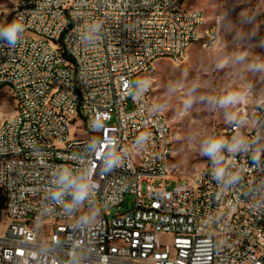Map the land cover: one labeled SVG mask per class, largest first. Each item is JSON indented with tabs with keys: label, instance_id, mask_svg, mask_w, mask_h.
<instances>
[{
	"label": "built area",
	"instance_id": "built-area-1",
	"mask_svg": "<svg viewBox=\"0 0 264 264\" xmlns=\"http://www.w3.org/2000/svg\"><path fill=\"white\" fill-rule=\"evenodd\" d=\"M187 2L18 0L0 25L23 26L0 36L15 101L0 125V264H264V98L175 180L171 126L142 80L199 40L204 13Z\"/></svg>",
	"mask_w": 264,
	"mask_h": 264
},
{
	"label": "rangeland",
	"instance_id": "rangeland-1",
	"mask_svg": "<svg viewBox=\"0 0 264 264\" xmlns=\"http://www.w3.org/2000/svg\"><path fill=\"white\" fill-rule=\"evenodd\" d=\"M17 2L0 0V25ZM186 7L204 13L199 40L184 63L163 58L142 77L171 126L169 171L175 180L202 169L214 135L242 107L264 98V0H188ZM14 112V98L0 87V125ZM135 202L127 195L123 205L111 209L112 216L133 209Z\"/></svg>",
	"mask_w": 264,
	"mask_h": 264
},
{
	"label": "clouds",
	"instance_id": "clouds-1",
	"mask_svg": "<svg viewBox=\"0 0 264 264\" xmlns=\"http://www.w3.org/2000/svg\"><path fill=\"white\" fill-rule=\"evenodd\" d=\"M23 30V26L18 22H13L6 26L4 29H0V36L4 37L9 43H14L16 40L17 33ZM220 147L219 142H210L208 145V152L211 154ZM62 181L69 183L70 186H74L75 196L83 199L88 194L89 185L85 182H77L76 180H69L67 175L61 177Z\"/></svg>",
	"mask_w": 264,
	"mask_h": 264
},
{
	"label": "trees",
	"instance_id": "trees-1",
	"mask_svg": "<svg viewBox=\"0 0 264 264\" xmlns=\"http://www.w3.org/2000/svg\"><path fill=\"white\" fill-rule=\"evenodd\" d=\"M2 206H3V202H1V208H2Z\"/></svg>",
	"mask_w": 264,
	"mask_h": 264
}]
</instances>
